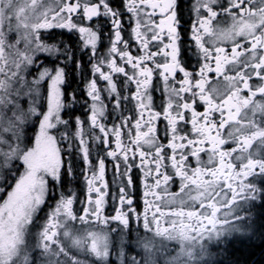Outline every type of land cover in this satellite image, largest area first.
I'll use <instances>...</instances> for the list:
<instances>
[{"label":"snow or ice","instance_id":"snow-or-ice-1","mask_svg":"<svg viewBox=\"0 0 264 264\" xmlns=\"http://www.w3.org/2000/svg\"><path fill=\"white\" fill-rule=\"evenodd\" d=\"M0 264H264V0H0Z\"/></svg>","mask_w":264,"mask_h":264},{"label":"flooded vegetation","instance_id":"flooded-vegetation-1","mask_svg":"<svg viewBox=\"0 0 264 264\" xmlns=\"http://www.w3.org/2000/svg\"><path fill=\"white\" fill-rule=\"evenodd\" d=\"M12 38L15 40V38H16L15 35L12 36ZM218 46H222V45H218ZM226 50H227V48H226ZM6 52H7V51H6ZM133 52H135L134 49H133ZM45 55H46V54H45ZM191 62H192V63H195V58H193V60H192ZM215 79H220V80H222V77H221V78H215ZM74 86H75V85H74ZM69 91H71V89H69ZM77 108L79 109V106H77ZM77 114H80V113H79V110L77 111ZM112 178H113L112 169H111V167L109 166L108 171H107V173H106V179L109 181L110 184H111ZM172 190H173V191L178 190V186H174Z\"/></svg>","mask_w":264,"mask_h":264},{"label":"rangeland","instance_id":"rangeland-1","mask_svg":"<svg viewBox=\"0 0 264 264\" xmlns=\"http://www.w3.org/2000/svg\"><path fill=\"white\" fill-rule=\"evenodd\" d=\"M12 36H14V34ZM12 36H10V38H9V43H11L12 41H14V39L12 38ZM6 51H7V49H6ZM46 211H47V205H45L44 209L39 214L38 219H43L44 218V214H45Z\"/></svg>","mask_w":264,"mask_h":264}]
</instances>
